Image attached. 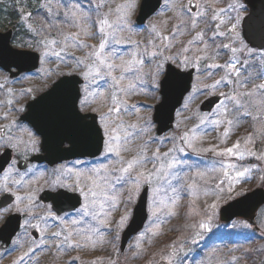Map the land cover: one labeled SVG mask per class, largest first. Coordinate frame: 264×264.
Returning a JSON list of instances; mask_svg holds the SVG:
<instances>
[{"label":"rangeland","instance_id":"rangeland-1","mask_svg":"<svg viewBox=\"0 0 264 264\" xmlns=\"http://www.w3.org/2000/svg\"><path fill=\"white\" fill-rule=\"evenodd\" d=\"M13 1L19 3L18 7L24 6V0ZM13 1L0 0V8ZM190 1L163 0L160 10L143 26L135 24L141 0H42L41 9L46 16L27 20L25 25L33 27L37 34L30 51L40 55V65L34 73L16 79L9 78L0 69V128L5 129L0 145L9 136L27 142L28 133H31L35 148L31 145L26 148L23 143L18 148L0 146V153L10 149L15 158L0 175V195L9 193L14 197L13 203L0 210V227L10 214L22 217L20 231L12 245L7 249L0 246V264H264V207L256 214V232L243 221L229 225L218 221L221 206L256 188L264 189V159L258 158L264 154V91L256 87L264 83V50L252 51L242 39L240 25L247 9L241 0H195V13L188 9ZM129 4L133 7H125ZM73 10L78 15L83 13L84 19L73 23ZM0 16L1 23L6 15ZM105 17L113 25L106 31L114 32L116 39L121 41L117 44L111 35L108 37L106 52L112 53V61L120 65L133 56L143 61L133 64L132 72L123 73L125 79L121 86L127 88L129 83H134L136 87L119 94L121 111L111 113L108 121L101 117L112 106L111 78H105L107 83L94 81L92 76L85 79L86 69L77 63L86 60L89 46L98 48V22ZM3 30L5 28L0 26V31ZM77 33L78 44L83 47L71 41L70 46H66L64 37ZM198 35L202 38L197 39ZM52 39L58 43L45 47V41ZM225 44L229 47L225 48ZM14 47L20 48L18 44ZM232 48L237 51L233 53ZM53 52H61V57ZM167 63L181 71L193 69L194 77L190 93L175 113L172 130L157 136L152 115L160 102L159 83ZM209 65L219 67L209 68ZM114 74L119 77L122 73L118 69ZM69 75H78L84 80L78 108L82 113L97 116L103 135L100 156L53 168L30 165L25 171L17 170V160H26L40 152V138L18 120L26 103L60 77ZM215 95L223 97V105L216 106L209 114L201 113L200 103ZM233 96L242 108H237L236 102L229 99ZM245 111L250 115H244ZM216 121L218 123H214ZM106 123L123 125L118 131L121 143L113 144L121 153L119 157L106 154L109 138L104 130ZM193 128L195 133L190 131ZM225 131H228L226 137ZM125 132L131 133L128 143L123 142ZM186 132L195 137L192 141L195 148L217 151H193L181 140ZM249 137L251 141L246 143ZM237 141L240 142L237 155L218 154ZM181 148L183 151L179 150ZM157 149L160 160L155 159ZM253 152L256 155L250 154ZM141 156L145 160L144 167L137 166L130 176L134 178L139 171H144L146 175L152 174L151 180L142 179L137 188L129 175H124L119 183L110 176L107 183L102 180L100 183L112 198L105 199L98 194L96 197L89 195L85 200L80 194L81 188L87 192L91 185L88 179L91 169L119 167L116 161ZM147 161H154L156 168L163 164L164 171L156 172L153 163ZM169 163L174 167L168 169ZM228 164L234 167H226ZM245 169H248L245 175L239 176L238 173ZM224 171L228 172V177L224 176ZM77 173L84 174L79 178V187H76ZM57 177L63 186H52ZM221 180L224 182L220 183ZM144 187H148L147 222L122 252L120 235ZM59 188L80 194L81 208L56 217L50 206L37 201L41 191ZM17 196L24 199L17 201ZM86 203L89 205L87 215L84 214ZM74 220L78 222L73 224ZM201 223L208 227L201 228ZM31 230H37V241L32 240ZM68 231L73 236L65 241ZM54 232H60L61 236L54 237ZM212 237L219 238L211 240ZM70 243L79 247H69ZM21 256L24 257L22 261Z\"/></svg>","mask_w":264,"mask_h":264},{"label":"water","instance_id":"water-1","mask_svg":"<svg viewBox=\"0 0 264 264\" xmlns=\"http://www.w3.org/2000/svg\"><path fill=\"white\" fill-rule=\"evenodd\" d=\"M162 0H142L135 22L142 26L159 9ZM248 14L241 24L242 38L245 43L256 50L264 49V0H242ZM195 11V4L189 5ZM13 31L0 32V69L16 78L23 73H31L38 68L39 55L34 51L18 50L11 46ZM12 70H15L13 72ZM194 71H180L171 64L165 66L163 78L159 84L160 102L154 107L152 121L156 125V135L161 136L173 128L174 115L191 90ZM83 81L77 76L59 78L49 90L26 104V109L19 120L27 123L41 138V154L33 156L29 162L52 167L65 161L96 158L100 155L103 136L93 114H81L77 103L80 98L79 87ZM220 96L205 99L199 106L202 113H210L220 102ZM1 136L4 129H0ZM67 145V147H65ZM12 159L10 150L0 155V174ZM19 170H24L27 163L20 161ZM8 193L0 196V210L13 202ZM39 200L51 203L58 214L71 212L81 205L80 196L64 191L51 193L44 191ZM264 206V190L257 188L246 195L222 206L219 221L230 223L235 219L255 226L258 210ZM147 189H143L132 211V217L121 234L120 250L124 251L130 239L137 235L147 221ZM21 217L10 215L0 227V243L9 247L20 228ZM256 230V228H254ZM36 239L37 234L32 232ZM163 264V263H162Z\"/></svg>","mask_w":264,"mask_h":264},{"label":"snow or ice","instance_id":"snow-or-ice-1","mask_svg":"<svg viewBox=\"0 0 264 264\" xmlns=\"http://www.w3.org/2000/svg\"><path fill=\"white\" fill-rule=\"evenodd\" d=\"M125 7H133L132 4L126 5ZM119 10V9H118ZM66 15H68L66 13ZM218 15V14H217ZM71 17L73 19V23H76L77 21L83 20L84 16L83 13H80L79 15L77 14V12L75 10H73L71 12ZM125 26H127L125 24ZM29 27H31L29 25ZM113 25L112 23L109 22V20L105 17V18H101L98 22V38L100 40L98 48L96 46H89L90 47V52L88 54V56L85 59H81L78 60L77 63L80 65H83L84 68L86 69V71L83 73L84 78L88 79L89 76L93 77V80H105L106 77H110L111 78V85L109 87H111L113 89L112 94H111V101H112V106L109 107L108 109V113H106L104 116L101 117V119L108 121L110 119V114L111 113H117L119 114L121 109L118 106V102H119V94L120 93H127V89H133L136 87V85L134 83H129L127 88L122 87V82L125 79V75L123 73H129L133 71L132 65L135 63H143V61H137L135 56L132 57L131 60L129 61H123L120 65L115 64L112 61V53H107L106 52V48L108 45V37L109 35L112 36L113 40H115V42L117 44H119L121 41L119 39H116L114 32L113 33H109L106 31V29H112ZM82 31H84V29L82 28ZM153 31H155V28H153ZM85 34L87 35V32H85ZM222 34V33H221ZM78 38H79V33L75 34L74 36H65L64 37V43L66 46H70L69 42H73L76 43L77 46L83 47V45L78 44ZM202 35H198L197 39H201ZM58 43L57 40L52 39V40H48L45 41V47H49V46H53L56 45ZM225 48H228L229 45L225 44L224 45ZM233 53H235L237 51V49L232 48L231 49ZM53 55L57 56V57H61V52H53ZM48 53L45 52V56H47ZM153 55H155V53H153ZM122 60V58H120ZM209 68L212 67H219V65H209ZM230 67H234V65H230ZM102 69H106V71H102ZM121 71V75L118 77L117 75H115V71L117 70ZM237 75H239V73H237ZM105 83H107V81L105 80ZM220 81H217V84H219ZM213 88L216 87V85L212 86ZM259 90L264 91V83H261L259 85L256 86ZM245 95H252V93H245ZM229 99H232L236 102V106L237 108H242L243 105L240 103L239 100L236 99V97H229ZM223 105V101L220 102L219 105H217V107H221ZM133 108H135V105H132ZM244 115H250L249 112L245 111ZM254 119H256L257 117H253ZM204 121L201 120V123H203ZM214 123H218V121L214 122ZM229 124H232V121H228ZM129 127L131 128H136V125H130ZM123 129V125L122 124H113L111 126H109L107 123L104 126V130L106 135L109 137L108 140L106 141V154H115L117 157H119L121 155L120 151L118 148H114L113 144H120L121 143V136L118 134L119 130ZM192 133H195L196 129L193 128L190 130ZM131 135V133L125 132L124 133V143H128L130 141H128V136ZM29 139L27 142L23 141L22 139L19 138H14L12 136L8 137V140L0 146L6 147V148H18L20 146V144H25V147L27 148L28 145H31L32 148H35V141L31 136V133H28ZM224 136H228V131L224 132ZM195 137H190L189 134L186 132L184 133V135L181 137V140L184 141V143L188 146L193 148V151H217L215 148L213 149H197L193 146V139ZM251 141V137L248 138V140L246 141V143ZM240 149V142L237 141L232 147L226 148L223 152H218L219 155H228V156H232V155H237V150ZM180 151H183V148L179 149ZM251 155H256V153H250ZM239 155L242 157V153H239ZM165 157L168 156V153L164 154ZM260 159H264V154H262L260 157H258ZM155 159L156 160H160L161 157L159 155V150L157 149L156 155H155ZM150 163H153V169L156 172H161L164 171L165 166L163 164L160 165L159 168H156L155 162L154 161H147ZM117 164H119V167H113L111 169H108L107 167L105 168H95V169H91L90 173L88 174V179L91 180V185L88 186V190L87 192L84 191L83 188L80 189V194L83 195L85 197V200H88L89 195H91L92 197H96L98 194L100 195H104L105 199H110L112 197H109L103 189L102 184L100 183V181H104L105 183H107L109 181L110 176L114 177V179L116 180L117 183H119L121 180H123L124 175H129L131 174V172L137 168V166L139 167H144V157L141 156L139 158H134L132 160H123L120 159L118 161H116ZM174 167L173 163H169L167 164V168L171 169ZM226 167L228 168H232L234 167V165L232 164H228ZM68 172L71 171V169H67ZM248 169H245V171L243 172H239L238 175L239 176H244L245 172H247ZM101 173H108V175H101ZM117 173H119V175H117ZM224 176L228 177V172L224 171ZM61 175H63V173H61ZM77 182H76V187H79V178L81 175H84L83 173H77ZM151 173L147 174L144 171H139L138 174L132 178L130 176V178L132 179V182L134 183L135 187H139L140 181L143 180H151ZM229 180L231 181V177H229ZM224 181L221 180L220 183H223ZM56 185H60L63 186L61 181L59 180V177H57L56 180L52 181V186L55 187ZM4 190H7L6 186L4 188ZM75 190V189H73ZM99 190V192H98ZM22 197L17 196L16 200L17 201H22ZM29 200H31V197H28ZM92 203H95V200L92 201ZM213 208H215V205H212ZM88 208L89 205L86 203L84 205V214L87 215L88 213ZM30 210V209H29ZM78 221H72L73 224L77 223ZM123 222V218L122 221ZM101 223H103V221H101ZM201 228H207L208 225L201 223L200 224ZM54 237H60L61 233L60 232H54L53 233ZM73 236V233L71 231H68L67 234L65 235L64 239L65 241H70L71 238ZM60 245H57V248H59ZM69 247H79V245H72L71 243L69 244ZM24 259L23 256L20 257V260L22 261ZM235 259V258H233ZM18 264V262H17Z\"/></svg>","mask_w":264,"mask_h":264},{"label":"trees","instance_id":"trees-1","mask_svg":"<svg viewBox=\"0 0 264 264\" xmlns=\"http://www.w3.org/2000/svg\"><path fill=\"white\" fill-rule=\"evenodd\" d=\"M39 1L40 0H24L23 7H18L19 5L17 4L19 3L13 1L9 4H3V6H1L2 8H0V15H6L0 23V26L5 29H13V42L14 44H18L21 48L30 49L34 47V40L37 39V34H35L33 27H29L25 25V23H28L27 20L31 17H45V13H42ZM214 239L213 237L211 238V240Z\"/></svg>","mask_w":264,"mask_h":264}]
</instances>
